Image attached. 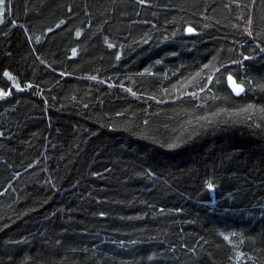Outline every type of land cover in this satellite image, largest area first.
<instances>
[{"label":"trees","instance_id":"16d2710c","mask_svg":"<svg viewBox=\"0 0 264 264\" xmlns=\"http://www.w3.org/2000/svg\"><path fill=\"white\" fill-rule=\"evenodd\" d=\"M0 92V264H264V0H5Z\"/></svg>","mask_w":264,"mask_h":264},{"label":"snow or ice","instance_id":"6c2138e0","mask_svg":"<svg viewBox=\"0 0 264 264\" xmlns=\"http://www.w3.org/2000/svg\"><path fill=\"white\" fill-rule=\"evenodd\" d=\"M3 3H4V0H0V4H3ZM0 15H2V10H0ZM188 31H192V29L189 28ZM73 54H75V53H73ZM3 75L7 76L9 79H12V77H11V75L9 73H4ZM228 79H229V81H232L231 77H228ZM233 84H234V90H236V94L237 95H239L240 92H243L244 89L242 87H240L239 85H235L234 81H233ZM15 87L19 88V85H15ZM129 91H131V90L129 89ZM8 94L9 93L0 92V96H5V95H8ZM193 95H195V94H193ZM254 108H255L254 105H248L246 108L241 109V111L242 112H249L250 110H252ZM259 111L260 112H264V108L259 109ZM249 118H251V117L249 116ZM201 119H206V118L202 117Z\"/></svg>","mask_w":264,"mask_h":264},{"label":"water","instance_id":"95a60500","mask_svg":"<svg viewBox=\"0 0 264 264\" xmlns=\"http://www.w3.org/2000/svg\"><path fill=\"white\" fill-rule=\"evenodd\" d=\"M190 32H191V31H190ZM228 77H231V78H232V81H229V79L227 78V82H228V87H229V89L231 90V92L233 93V95H234L235 97H241V96L244 94L245 90H246L245 86L242 85V84H240V83H238V81H237L233 76L229 75ZM233 81L235 82V85H239L240 87H242V88L244 89L243 92H240L239 95H237V94H236V90H234V84H233Z\"/></svg>","mask_w":264,"mask_h":264},{"label":"rangeland","instance_id":"374dc122","mask_svg":"<svg viewBox=\"0 0 264 264\" xmlns=\"http://www.w3.org/2000/svg\"><path fill=\"white\" fill-rule=\"evenodd\" d=\"M0 10H2V15H0V22L3 20L4 12H5V0L3 4H0Z\"/></svg>","mask_w":264,"mask_h":264}]
</instances>
